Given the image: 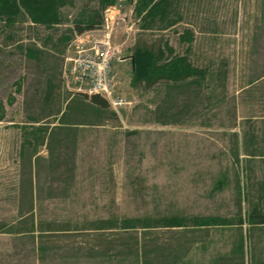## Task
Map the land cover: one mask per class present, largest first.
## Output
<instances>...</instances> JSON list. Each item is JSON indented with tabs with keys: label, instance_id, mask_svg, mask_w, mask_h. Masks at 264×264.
Wrapping results in <instances>:
<instances>
[{
	"label": "rangeland",
	"instance_id": "1",
	"mask_svg": "<svg viewBox=\"0 0 264 264\" xmlns=\"http://www.w3.org/2000/svg\"><path fill=\"white\" fill-rule=\"evenodd\" d=\"M157 1L65 0L50 26L0 17V264H264V0H163L148 16ZM108 7L127 103L97 125L67 109L89 101L62 68L76 24ZM136 43L200 75L133 84ZM63 111L80 124L49 143ZM163 217L183 227H144Z\"/></svg>",
	"mask_w": 264,
	"mask_h": 264
},
{
	"label": "trees",
	"instance_id": "2",
	"mask_svg": "<svg viewBox=\"0 0 264 264\" xmlns=\"http://www.w3.org/2000/svg\"><path fill=\"white\" fill-rule=\"evenodd\" d=\"M101 1V9L113 4L115 0H100ZM65 0H0V17H6V21H11V17H14L18 14V12L23 9L32 22L41 23L46 26H50L54 23L59 22V8L64 5ZM164 4L163 0H159L153 5H150L147 8V15L154 16L157 15L161 10H163ZM98 13H95V16L90 15L84 26L76 24L75 33L81 34L87 30L97 29L100 27L102 23H99L95 20ZM171 48L165 44V47L153 45H147L145 43H136V45L132 49L131 53V65H132V83H145L147 85L156 83L161 80L173 81V82H185L188 78H195V76L200 75L199 69L194 67L191 62L188 60L186 56L181 55H173L171 57H166V52H170ZM82 94V93H81ZM84 97L88 99V103L86 106H71L67 105V109L76 110L77 115H81L83 112L92 113L96 118L95 124H104L103 123V114L106 113L109 105V102L99 94H85ZM72 108V109H71ZM3 106L0 103V120L2 119V111ZM110 115L116 119V112H109ZM61 120L58 124L54 125L52 128H49L46 139L49 143L52 140H55L56 133L60 132H69L72 130V127L80 124V122H70L65 121L66 114L65 111L61 113ZM38 120H34L33 122H37ZM42 129V128H41ZM43 144V143H42ZM48 144V143H47ZM238 148L234 150L233 154L236 159H238ZM239 209L241 210V206L239 204ZM252 217L258 220V223L264 222V209L263 212H259L258 208L255 207L252 210ZM161 219H171V224H161V225H148L144 226L146 229L151 228L153 226H161L165 227L164 229L174 230L181 229L178 227H183L181 224L176 222V218H161ZM127 225L126 223H124ZM125 227V226H124ZM132 227V226H128ZM134 227H136L134 225ZM127 227H125L126 229ZM148 231V230H144ZM137 235V234H136ZM146 254H144L145 257ZM146 258L144 259V263L146 262Z\"/></svg>",
	"mask_w": 264,
	"mask_h": 264
},
{
	"label": "built area",
	"instance_id": "3",
	"mask_svg": "<svg viewBox=\"0 0 264 264\" xmlns=\"http://www.w3.org/2000/svg\"><path fill=\"white\" fill-rule=\"evenodd\" d=\"M109 11L110 7L105 9L103 27L97 28L102 30L100 34L95 35L87 30L76 36L73 53L64 58L62 76L67 85L72 84L70 80H73L78 91L101 95L117 111L127 101L114 89L112 63L116 50L111 43Z\"/></svg>",
	"mask_w": 264,
	"mask_h": 264
}]
</instances>
